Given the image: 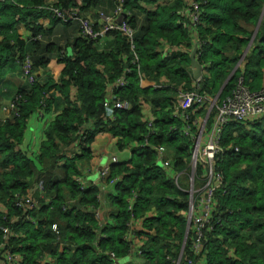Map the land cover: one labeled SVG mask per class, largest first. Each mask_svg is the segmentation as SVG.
<instances>
[{
  "label": "trees",
  "instance_id": "1",
  "mask_svg": "<svg viewBox=\"0 0 264 264\" xmlns=\"http://www.w3.org/2000/svg\"><path fill=\"white\" fill-rule=\"evenodd\" d=\"M102 1L0 0V73L19 63L16 57L29 55L34 74V82L14 94L18 113L0 121V242L5 245L0 260L9 248L19 254L21 264H118L134 242L142 264H174L181 247L182 262L199 260L190 251V230L184 239L188 193L172 177L173 171L189 172L192 147L178 129L181 121L173 117V103L181 91L197 88L190 61L194 34L199 39L196 58L203 65L198 91L213 97L230 73L219 98L230 93L240 76L252 89L264 86V0H198L195 26L181 13L183 0L160 3L149 12L141 2L152 0H124L136 61L122 32L107 31L102 37L108 45L99 48V38L82 36L79 23L69 18L72 13L87 17L84 11ZM47 6L69 19L63 21ZM42 17L53 26L77 23L78 36L68 43L71 56L44 35L48 30L37 23ZM260 18L242 68L235 67ZM19 22L28 30L26 37L17 32ZM163 45L170 46L169 52L161 51ZM52 52L59 75L43 78ZM140 78L157 87H141ZM119 79L124 84H117ZM113 86L114 96L129 102V108L104 105ZM194 109L191 121L205 112ZM42 111L56 114L44 129L38 152L29 156L20 148L24 130L32 114ZM213 113L214 107L209 119ZM149 115L154 131L146 125ZM110 142L118 151H128L129 158L108 164L106 180L114 179L113 192L101 221L95 215L98 186L81 189L76 178L97 164ZM161 145L171 171L157 161ZM221 145L223 183L215 194L201 255L205 264H264V117L229 121ZM179 185L186 187V174ZM19 196L35 197L38 204L28 210L17 207ZM1 227L10 230L4 240ZM129 231L131 240L126 238Z\"/></svg>",
  "mask_w": 264,
  "mask_h": 264
},
{
  "label": "built area",
  "instance_id": "2",
  "mask_svg": "<svg viewBox=\"0 0 264 264\" xmlns=\"http://www.w3.org/2000/svg\"><path fill=\"white\" fill-rule=\"evenodd\" d=\"M124 0H114L113 8L110 12L100 11L98 16L101 23L93 22L89 17L81 16L72 13L69 17L79 23L80 34L84 37L97 39L102 37L109 30H117L122 32L128 39L130 49L134 54L135 61L137 56L134 51V30L126 21V17L118 22L117 19L122 12ZM200 5L198 0H188L186 6L181 10V13H186L188 20L193 26H195L200 20ZM55 15L61 18L63 21H67L69 18L57 8L47 6ZM98 24V25H96ZM42 34H37L36 38H41ZM199 39L195 42L198 46ZM21 67V77L30 85L34 82V74L32 62L29 55L21 58L16 57ZM143 78H140L142 80ZM201 77L194 79V86L197 87L190 91H181L177 98L174 100L175 109L173 111V117L180 119L181 124L178 127L179 131L191 139V158H190V170L188 173L183 171L172 172V177L176 186L188 193V210L186 215V223L189 224L188 231L192 233L190 251L196 257H199L197 261L193 258H188L186 261H181V256H178L173 262L174 264H205L204 256L202 253V240L204 238L205 229L211 228V220L213 212L216 207L215 194L216 191L223 183V174L219 169L220 154L223 151L221 145V136L223 130L229 121H247L254 118L264 117V86L256 89H252L246 84L242 76L238 77L234 87L229 94L219 96L213 100L207 93L198 91L199 81ZM123 79H119L117 84H124ZM155 87L157 85L151 84ZM114 88L110 87L112 90ZM17 96L12 97L11 100L3 107L5 111H8L9 116L17 114ZM105 106H111L119 109L129 108V102L126 100H119L115 96L107 95L104 102ZM203 107L205 112L201 114L196 113V118L191 121V114H195L194 107ZM214 107V113L209 119V115ZM210 108V110H209ZM209 110V111H208ZM113 116V115H112ZM7 117V118H8ZM209 119V122H208ZM154 117L149 115L146 120V125L149 131L153 130ZM174 128H176L174 126ZM147 140L141 144H146ZM237 149V148H236ZM157 161L166 170L171 171L172 164L170 160L165 156L164 146L156 147ZM118 158L116 155H112L110 160L100 168L99 178L104 184L113 186L114 179L106 180L109 173L108 164L110 162H116ZM89 169V168H88ZM87 169V171H88ZM200 169V170H199ZM186 174V187L179 185V179L183 178ZM77 183L81 189L85 188L86 184L82 176L76 178ZM39 190L43 189V182L40 180L37 182ZM38 204V200L29 196H19L16 200V206L25 209H31ZM131 204L129 205V208ZM96 217L99 218L97 210L95 211ZM56 230V225L52 226ZM57 231V230H56ZM2 239L4 240L10 230L8 227H1ZM133 233L129 231L126 238L131 240ZM187 236V235H186ZM186 240V239H185ZM133 250L140 254V247L138 243L134 242ZM3 241L0 242L2 247ZM5 245H3V248ZM112 258H115L113 252H109ZM3 264H21L20 256L16 252H12L9 248L5 249L2 259Z\"/></svg>",
  "mask_w": 264,
  "mask_h": 264
},
{
  "label": "crops",
  "instance_id": "3",
  "mask_svg": "<svg viewBox=\"0 0 264 264\" xmlns=\"http://www.w3.org/2000/svg\"><path fill=\"white\" fill-rule=\"evenodd\" d=\"M173 0H152V2H141L142 5L145 7L146 12H149L153 10L158 4L169 2ZM184 3L188 2V0H183ZM112 2L110 0H103L99 7H96L94 9H86L84 11V14L89 17L93 22L101 23V20L98 16V12L100 9L105 10L106 12H110L112 9ZM99 8V9H98ZM143 14H146L145 11L141 13L140 18ZM37 23L42 25L45 29H47V32H44V35L49 37L50 41L55 44V47L57 46H63L62 51H64L65 54L71 56L73 53V49L70 46L71 44H68L71 42L74 37L78 36L77 32V23L73 22L72 24L68 25L67 27H64L65 25H62L60 23L56 24L55 26L51 25L50 20L48 17H42L39 20H37ZM98 25V24H96ZM17 32L23 36L26 37L28 34V30L26 29V26L19 22L16 25ZM256 28V26H255ZM253 35L251 36L247 46L243 49L242 54L239 57V60L236 63L235 67L240 66L242 68L243 66V58L248 53L249 47L253 41V36L255 35V29L253 31ZM2 39V36L0 35V40ZM197 41L196 34L193 35V43ZM68 44V45H67ZM67 45V46H66ZM108 45V40L105 37H101L98 40V47L104 48ZM68 47H70L71 51L70 53L67 51ZM170 46L169 45H163L161 47V51L163 53L169 52ZM56 51V50H55ZM55 53L52 52L49 55L51 58V61L45 68L46 73L43 76V78L46 77H52L53 79L57 78L59 75V69L60 64L56 62ZM16 62V61H15ZM192 69V68H191ZM264 70V69H263ZM201 72L203 74V65H201ZM0 121L5 120L9 113L8 111H5L3 109L4 106L7 105V103L11 100V98L14 96L17 89L20 87L24 88L27 86V83L22 79L20 74V65L18 62L13 63V67H5L1 70L0 73ZM152 82L142 79L140 80V86L146 87L151 85ZM108 95L114 96L111 89L108 91ZM56 114V112L51 113H45L42 111V113H33L32 116L29 118L26 128L24 130L22 143L20 144V148L22 151H24L29 156L35 155L40 147V143L44 138V129L49 121L53 118V116ZM197 114H201L200 112ZM112 155H116L118 160H126L129 158V152L128 151H118L114 142L108 143L103 150L100 152L99 159L96 165H94L91 168H86L82 174V177L85 181L86 186L89 184L98 186V206L96 208L99 218L101 221L105 220V216H107V212L110 210L109 207V195L113 192V186L104 184L101 179L99 178V171L100 168L105 165L110 160V157ZM88 169V171H87ZM129 263H134L139 257L136 252H131L128 256ZM0 264L2 263V260H0Z\"/></svg>",
  "mask_w": 264,
  "mask_h": 264
},
{
  "label": "water",
  "instance_id": "4",
  "mask_svg": "<svg viewBox=\"0 0 264 264\" xmlns=\"http://www.w3.org/2000/svg\"><path fill=\"white\" fill-rule=\"evenodd\" d=\"M263 11H264V8H263L262 12ZM125 17H126V13L125 12H122L120 14V16L118 17L117 21L118 22H121ZM260 20H261V18L259 19V21H258V23L256 25L255 32H256V30H257V28L259 26ZM190 61H191V68H192V76H193V78L194 79H197V78L201 77V75H202V72H201V64L198 62V60L196 58V45H194L192 51L190 52ZM230 75H231V73H230ZM230 75L225 79V81L223 82V84L221 85V87L219 88V90L217 91V93L214 95V98H213L214 101L219 96L222 88L224 87L225 83L229 79ZM209 110H210V108H209ZM188 226H189V224L186 223V229H185V237H184V239L186 238V235L188 233ZM182 250H183V247H181V252H182ZM181 252H180V255L179 256H181Z\"/></svg>",
  "mask_w": 264,
  "mask_h": 264
},
{
  "label": "rangeland",
  "instance_id": "5",
  "mask_svg": "<svg viewBox=\"0 0 264 264\" xmlns=\"http://www.w3.org/2000/svg\"><path fill=\"white\" fill-rule=\"evenodd\" d=\"M67 51L70 53L71 49L70 47H68ZM129 261V258L128 257H125V258H122V257H119V259H117V262L118 264H130V263H127ZM131 264H142V258H138L134 263H131Z\"/></svg>",
  "mask_w": 264,
  "mask_h": 264
}]
</instances>
